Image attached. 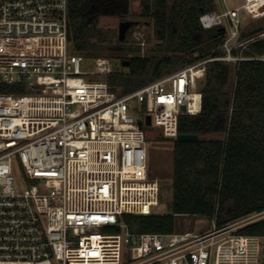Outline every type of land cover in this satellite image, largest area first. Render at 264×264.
Masks as SVG:
<instances>
[{
    "label": "built area",
    "instance_id": "obj_1",
    "mask_svg": "<svg viewBox=\"0 0 264 264\" xmlns=\"http://www.w3.org/2000/svg\"><path fill=\"white\" fill-rule=\"evenodd\" d=\"M215 2L200 21L224 28L217 55L120 94L87 79L85 57L69 51V0H0V84L14 86L0 92V264H264V236L237 233L264 211L223 227L180 215L211 227L172 232L132 231L124 219L160 204L146 117L176 138L180 116L201 111L209 62L264 61L242 53L264 40V27L243 35L246 17L264 19V0ZM131 31L144 47L141 26ZM112 71L111 58L97 57L87 73Z\"/></svg>",
    "mask_w": 264,
    "mask_h": 264
},
{
    "label": "trees",
    "instance_id": "obj_2",
    "mask_svg": "<svg viewBox=\"0 0 264 264\" xmlns=\"http://www.w3.org/2000/svg\"><path fill=\"white\" fill-rule=\"evenodd\" d=\"M130 8L131 0H69V51L94 59L118 57L123 65L129 61L128 71L105 75L111 90L131 92L219 53L223 35L200 21L203 13L216 9L215 0H152L150 13L140 15L152 19L160 41L149 56L99 26L107 16L135 18ZM242 53L264 55V40L247 44ZM199 87L201 111L180 116L178 125L179 133H195L199 139L172 138V213L126 214L132 231L172 232L177 216L185 214L214 218L223 227L264 211V61L209 62ZM13 90V85L0 84V92ZM237 233L264 236V217Z\"/></svg>",
    "mask_w": 264,
    "mask_h": 264
},
{
    "label": "rangeland",
    "instance_id": "obj_3",
    "mask_svg": "<svg viewBox=\"0 0 264 264\" xmlns=\"http://www.w3.org/2000/svg\"><path fill=\"white\" fill-rule=\"evenodd\" d=\"M152 0H131V14L137 15L135 18L120 19L118 17H103L99 26L105 29L115 31L114 39L118 38L119 23L123 20H136L145 33L146 44L141 47L140 55L149 56L153 54V50L160 42L155 35L153 21L149 16H140L144 13H150ZM245 17V15H243ZM264 27V19H252L246 17L244 23V32L250 34L255 29ZM132 27L127 31L129 33ZM132 31L130 32V34ZM128 44L138 45L131 38L127 39ZM94 57H85L83 62L84 76L89 80H106L105 75H93L87 72L93 69ZM113 71H128V67L121 63L118 57L112 58ZM139 116H142L139 113ZM138 117V116H136ZM147 130L148 152H149V171L153 177L159 178L162 182V193L160 204L152 208L154 214H169L172 213L171 208V180L173 168V139L172 137H165L162 134L161 128L155 124L145 126ZM207 137L215 135L209 134ZM13 175L15 183L24 188L27 177L19 162L15 161L13 166ZM31 182V181H29ZM264 217V215H263ZM201 227H211V224H206L197 219V217H183L177 216L176 226L177 230H193Z\"/></svg>",
    "mask_w": 264,
    "mask_h": 264
},
{
    "label": "water",
    "instance_id": "obj_4",
    "mask_svg": "<svg viewBox=\"0 0 264 264\" xmlns=\"http://www.w3.org/2000/svg\"><path fill=\"white\" fill-rule=\"evenodd\" d=\"M138 24V21L136 20H123L120 21L119 23V29H118V39L119 41H123L126 38L127 31ZM221 32L224 31V28L220 29ZM125 66H129V61L124 62ZM139 124L142 125V121H139ZM146 126L151 125V117L148 115L145 119ZM177 140L179 141H197L199 139V135L195 133H179L178 136L176 137Z\"/></svg>",
    "mask_w": 264,
    "mask_h": 264
}]
</instances>
